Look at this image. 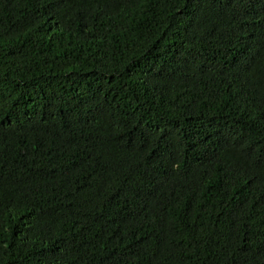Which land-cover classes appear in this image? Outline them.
Segmentation results:
<instances>
[{
  "label": "trees",
  "instance_id": "trees-1",
  "mask_svg": "<svg viewBox=\"0 0 264 264\" xmlns=\"http://www.w3.org/2000/svg\"><path fill=\"white\" fill-rule=\"evenodd\" d=\"M0 264H264V0H0Z\"/></svg>",
  "mask_w": 264,
  "mask_h": 264
}]
</instances>
